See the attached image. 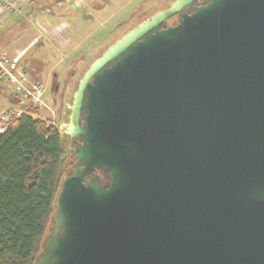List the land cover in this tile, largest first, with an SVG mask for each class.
<instances>
[{
	"label": "water",
	"instance_id": "95a60500",
	"mask_svg": "<svg viewBox=\"0 0 264 264\" xmlns=\"http://www.w3.org/2000/svg\"><path fill=\"white\" fill-rule=\"evenodd\" d=\"M65 134L33 264H264V0L138 23L79 78Z\"/></svg>",
	"mask_w": 264,
	"mask_h": 264
},
{
	"label": "rangeland",
	"instance_id": "374dc122",
	"mask_svg": "<svg viewBox=\"0 0 264 264\" xmlns=\"http://www.w3.org/2000/svg\"><path fill=\"white\" fill-rule=\"evenodd\" d=\"M71 1L81 6L79 0H67L64 5L70 12ZM89 1L75 13L74 19H68L70 12L58 17L56 13L61 11L58 5L49 7L48 14L56 15L57 20L47 29L51 35L45 34L46 25L35 12L21 11L24 15H10L0 21V51L26 67L31 81L43 84L46 90L43 101L52 113L37 108V116L57 125L60 132H65L73 92L90 63L138 23L173 0H94L93 5ZM9 93L0 82V112L10 104Z\"/></svg>",
	"mask_w": 264,
	"mask_h": 264
},
{
	"label": "trees",
	"instance_id": "16d2710c",
	"mask_svg": "<svg viewBox=\"0 0 264 264\" xmlns=\"http://www.w3.org/2000/svg\"><path fill=\"white\" fill-rule=\"evenodd\" d=\"M31 112L0 134V264L34 263L69 166L65 132Z\"/></svg>",
	"mask_w": 264,
	"mask_h": 264
},
{
	"label": "built area",
	"instance_id": "2783aa9c",
	"mask_svg": "<svg viewBox=\"0 0 264 264\" xmlns=\"http://www.w3.org/2000/svg\"><path fill=\"white\" fill-rule=\"evenodd\" d=\"M29 2L30 0H0V21L4 17L21 13L22 6ZM17 62L5 51H0V82L10 91V104L0 112V134L17 118L34 116L32 109L42 108L52 113L43 101L46 91L43 84L31 81L27 68Z\"/></svg>",
	"mask_w": 264,
	"mask_h": 264
},
{
	"label": "crops",
	"instance_id": "0c3cea01",
	"mask_svg": "<svg viewBox=\"0 0 264 264\" xmlns=\"http://www.w3.org/2000/svg\"><path fill=\"white\" fill-rule=\"evenodd\" d=\"M81 2V6L77 5V1H71L70 2V8H71V12L65 8V2H67V0H30V2L28 4H25L22 6V11L25 13H28L29 11L31 12H35L38 17L42 20V22L44 23V26L45 28L44 29V32L45 34H50L51 35V32H48L47 29L51 28L52 24L53 23H57V20H56V15L58 17H64L68 14V12H70V15L68 16V19H74L75 17V13L78 12L82 6H85L87 4H89V0H79ZM91 4L90 5H93L94 3V0H91ZM29 5V6H28ZM54 5H58L59 6V10L60 11V14L59 13H56V15H53V14H48L49 12H47V9L50 7L52 8V6ZM74 10V11H72ZM22 12V13H23ZM22 13H19V14H15L13 16H21V15H24ZM64 14V15H63ZM79 15V14H78ZM72 16V17H70ZM12 20L16 21V18H12ZM53 37V36H52ZM65 37H67L65 35ZM22 58V57H21ZM3 105H5V103L3 102Z\"/></svg>",
	"mask_w": 264,
	"mask_h": 264
},
{
	"label": "flooded vegetation",
	"instance_id": "af4514ba",
	"mask_svg": "<svg viewBox=\"0 0 264 264\" xmlns=\"http://www.w3.org/2000/svg\"><path fill=\"white\" fill-rule=\"evenodd\" d=\"M80 144V141L79 140H76V143L73 145H79ZM75 167V158H74V153H70V161H69V166H68V171L70 173V171L72 172L73 169Z\"/></svg>",
	"mask_w": 264,
	"mask_h": 264
}]
</instances>
